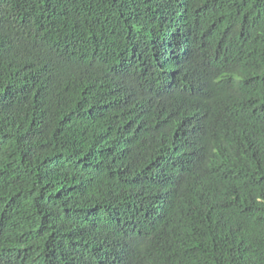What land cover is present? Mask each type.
Listing matches in <instances>:
<instances>
[{
    "label": "trees",
    "instance_id": "1",
    "mask_svg": "<svg viewBox=\"0 0 264 264\" xmlns=\"http://www.w3.org/2000/svg\"><path fill=\"white\" fill-rule=\"evenodd\" d=\"M0 264H264V0H0Z\"/></svg>",
    "mask_w": 264,
    "mask_h": 264
}]
</instances>
